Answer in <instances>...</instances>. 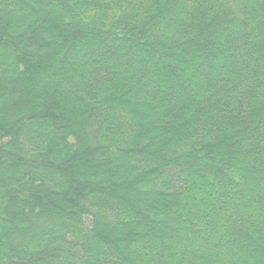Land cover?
<instances>
[{"label": "trees", "instance_id": "obj_1", "mask_svg": "<svg viewBox=\"0 0 264 264\" xmlns=\"http://www.w3.org/2000/svg\"><path fill=\"white\" fill-rule=\"evenodd\" d=\"M0 264H264V0H0Z\"/></svg>", "mask_w": 264, "mask_h": 264}]
</instances>
